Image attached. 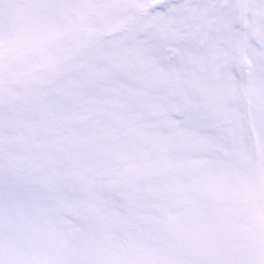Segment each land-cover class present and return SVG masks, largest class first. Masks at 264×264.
I'll list each match as a JSON object with an SVG mask.
<instances>
[{"label":"snow or ice","instance_id":"snow-or-ice-1","mask_svg":"<svg viewBox=\"0 0 264 264\" xmlns=\"http://www.w3.org/2000/svg\"><path fill=\"white\" fill-rule=\"evenodd\" d=\"M0 264H264V0H0Z\"/></svg>","mask_w":264,"mask_h":264}]
</instances>
